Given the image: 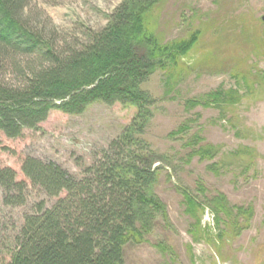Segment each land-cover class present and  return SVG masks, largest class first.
I'll list each match as a JSON object with an SVG mask.
<instances>
[{
  "label": "rangeland",
  "instance_id": "rangeland-1",
  "mask_svg": "<svg viewBox=\"0 0 264 264\" xmlns=\"http://www.w3.org/2000/svg\"><path fill=\"white\" fill-rule=\"evenodd\" d=\"M128 1L29 0L19 21L45 44L65 51L86 42L90 32L106 29ZM262 17L264 0H158L144 19L142 32L161 45L193 36L198 42L181 59L189 73L173 72L169 79L171 68L161 69L143 85L158 100L143 139L168 160L154 191L170 222L157 220L141 244L126 246L124 264H264V46L256 50L264 39ZM41 64L35 56L15 55L3 62L0 84L22 87L20 72ZM216 93L223 95L214 106L199 104L215 101L210 96ZM135 115L132 107L97 103L82 115L52 111L20 138L0 132V167L14 169L17 180L29 185L27 203L19 207L5 205L0 188V264L10 262L25 216L39 203L49 208L58 200L30 185L23 159L52 162L80 178ZM183 125L190 127L186 134L169 137ZM201 147H210L212 157H189ZM200 187L208 198L223 195L233 209L227 217L221 214V228L208 206L200 211V230L186 214L182 191L196 195Z\"/></svg>",
  "mask_w": 264,
  "mask_h": 264
},
{
  "label": "trees",
  "instance_id": "trees-1",
  "mask_svg": "<svg viewBox=\"0 0 264 264\" xmlns=\"http://www.w3.org/2000/svg\"><path fill=\"white\" fill-rule=\"evenodd\" d=\"M28 1L0 0V68L19 54L42 62L30 73L20 72L22 87L0 84V132L9 139L20 138L25 129H37L52 111L82 115L97 103L132 107L136 115L121 135L83 168L80 178L55 163L23 159L22 172L30 185L58 200L49 208L39 203L34 213L25 216L8 264H124L126 246L141 244L157 220L170 222L154 191L168 160L143 139L158 100L143 85L161 69L171 68L169 79L173 72L189 73L181 59L197 45L198 37L161 45L152 33L142 32L144 19L158 0H129L118 8L106 29L90 32L79 47L57 51L20 24V13ZM257 43L256 50L261 52L264 39ZM222 95H209L216 102L205 99L199 104L214 106ZM189 128L183 125L169 137L184 135ZM193 142L186 145L191 147ZM195 155H200L201 161L211 158L212 149L201 147L189 157ZM157 163L160 165L155 167ZM0 188L5 205L27 203L29 185L17 180L14 169L0 167ZM206 194L203 187L196 195L182 191L186 214L200 230V211L208 206L221 228V214L227 217L233 209L223 195L208 198Z\"/></svg>",
  "mask_w": 264,
  "mask_h": 264
},
{
  "label": "flooded vegetation",
  "instance_id": "flooded-vegetation-1",
  "mask_svg": "<svg viewBox=\"0 0 264 264\" xmlns=\"http://www.w3.org/2000/svg\"><path fill=\"white\" fill-rule=\"evenodd\" d=\"M264 17H262V21H264V19H263Z\"/></svg>",
  "mask_w": 264,
  "mask_h": 264
},
{
  "label": "water",
  "instance_id": "water-1",
  "mask_svg": "<svg viewBox=\"0 0 264 264\" xmlns=\"http://www.w3.org/2000/svg\"><path fill=\"white\" fill-rule=\"evenodd\" d=\"M264 19V18H263Z\"/></svg>",
  "mask_w": 264,
  "mask_h": 264
}]
</instances>
